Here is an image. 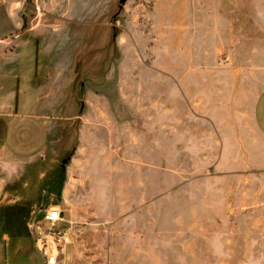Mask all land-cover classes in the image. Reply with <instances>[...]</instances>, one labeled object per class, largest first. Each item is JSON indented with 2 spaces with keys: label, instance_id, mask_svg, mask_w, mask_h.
<instances>
[{
  "label": "rangeland",
  "instance_id": "374dc122",
  "mask_svg": "<svg viewBox=\"0 0 264 264\" xmlns=\"http://www.w3.org/2000/svg\"><path fill=\"white\" fill-rule=\"evenodd\" d=\"M60 19L95 102L81 107L91 145L70 132L52 156L65 196L50 187L36 214L57 205L72 221L65 264H264V136L255 154L242 136L244 153L218 154L206 114L229 77L264 108V0H0V54Z\"/></svg>",
  "mask_w": 264,
  "mask_h": 264
},
{
  "label": "crops",
  "instance_id": "0c3cea01",
  "mask_svg": "<svg viewBox=\"0 0 264 264\" xmlns=\"http://www.w3.org/2000/svg\"><path fill=\"white\" fill-rule=\"evenodd\" d=\"M60 21L41 24L48 28L44 30L35 28L37 24L26 25L13 35L21 48L0 54V264H37L32 255V222L50 187H55L56 197L66 193L64 168L52 156L66 154L70 132L78 148L86 138L84 148L92 143L90 136L83 135L81 107L95 102L80 98L81 77L73 71L72 61L76 53L64 50L65 43L74 39L66 41V24ZM69 23L82 25L77 20ZM15 24L20 21L16 19ZM200 71V75L209 74L207 69ZM217 71L233 74L230 68ZM240 87L234 78H224L212 93L217 108L206 114L214 115L208 122L214 121L219 133L218 154L244 153L238 150L241 136L249 138L250 154L258 146L261 149L257 136H264L260 121L264 108L258 104L259 92ZM60 169L61 177L54 174Z\"/></svg>",
  "mask_w": 264,
  "mask_h": 264
},
{
  "label": "built area",
  "instance_id": "2783aa9c",
  "mask_svg": "<svg viewBox=\"0 0 264 264\" xmlns=\"http://www.w3.org/2000/svg\"><path fill=\"white\" fill-rule=\"evenodd\" d=\"M72 221L65 217L59 206H48L32 222L35 245L41 264H65L64 253L71 242Z\"/></svg>",
  "mask_w": 264,
  "mask_h": 264
}]
</instances>
